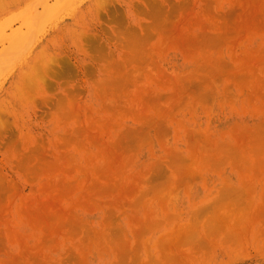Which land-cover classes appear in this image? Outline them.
Here are the masks:
<instances>
[{"label": "rangeland", "instance_id": "rangeland-1", "mask_svg": "<svg viewBox=\"0 0 264 264\" xmlns=\"http://www.w3.org/2000/svg\"><path fill=\"white\" fill-rule=\"evenodd\" d=\"M0 264H264V0H0Z\"/></svg>", "mask_w": 264, "mask_h": 264}]
</instances>
